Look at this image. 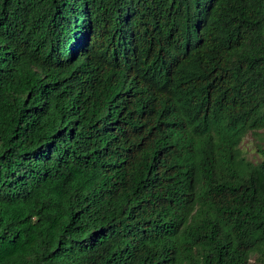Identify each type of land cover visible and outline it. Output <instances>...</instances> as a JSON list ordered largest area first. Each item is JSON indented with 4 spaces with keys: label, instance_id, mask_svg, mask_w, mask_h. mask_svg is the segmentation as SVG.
<instances>
[{
    "label": "trees",
    "instance_id": "trees-1",
    "mask_svg": "<svg viewBox=\"0 0 264 264\" xmlns=\"http://www.w3.org/2000/svg\"><path fill=\"white\" fill-rule=\"evenodd\" d=\"M0 264H264V0H0Z\"/></svg>",
    "mask_w": 264,
    "mask_h": 264
},
{
    "label": "rangeland",
    "instance_id": "rangeland-1",
    "mask_svg": "<svg viewBox=\"0 0 264 264\" xmlns=\"http://www.w3.org/2000/svg\"><path fill=\"white\" fill-rule=\"evenodd\" d=\"M241 148L249 159L256 160L258 158L255 151V139H253L251 134L248 133L242 140Z\"/></svg>",
    "mask_w": 264,
    "mask_h": 264
}]
</instances>
